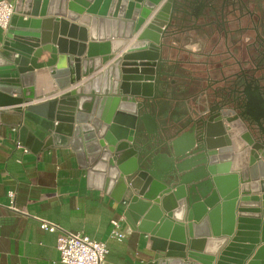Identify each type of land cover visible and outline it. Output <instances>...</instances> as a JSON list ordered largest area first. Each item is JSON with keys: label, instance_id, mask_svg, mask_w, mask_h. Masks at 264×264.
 Instances as JSON below:
<instances>
[{"label": "water", "instance_id": "water-1", "mask_svg": "<svg viewBox=\"0 0 264 264\" xmlns=\"http://www.w3.org/2000/svg\"><path fill=\"white\" fill-rule=\"evenodd\" d=\"M196 1L18 0L0 49V125L35 121L90 184L117 202L131 194L126 218L151 237L148 264H264V143L205 112L208 92L169 95L158 71Z\"/></svg>", "mask_w": 264, "mask_h": 264}, {"label": "crops", "instance_id": "crops-1", "mask_svg": "<svg viewBox=\"0 0 264 264\" xmlns=\"http://www.w3.org/2000/svg\"><path fill=\"white\" fill-rule=\"evenodd\" d=\"M1 1L13 5L18 2ZM10 25L7 29L0 27V49ZM103 32L107 33V29ZM174 48L177 55L172 58L178 56L176 60L181 53L189 60L198 50L195 46L181 48L177 44ZM50 57L46 52L38 62L46 63ZM60 94L45 96L30 105L53 102ZM191 95L184 93L180 100ZM21 107L26 110L25 105ZM15 108L5 109L12 111ZM26 126L29 132H21ZM60 141L64 143L47 134L33 120L25 121L20 127L0 125V264H60L56 263L60 258L58 235L42 230L38 219L54 222L70 233L85 232L92 239L106 242L109 264H148L153 261L151 237L141 233L137 226L132 228L126 218L131 194L117 202L99 189L96 182L90 184L87 171L79 167L76 153ZM11 191L16 194V207L25 214L9 209ZM113 221H121L123 232L130 231L121 242L109 237Z\"/></svg>", "mask_w": 264, "mask_h": 264}, {"label": "flooded vegetation", "instance_id": "flooded-vegetation-1", "mask_svg": "<svg viewBox=\"0 0 264 264\" xmlns=\"http://www.w3.org/2000/svg\"><path fill=\"white\" fill-rule=\"evenodd\" d=\"M181 17L166 43L175 50L174 44L198 50L189 60L182 53L173 59V51L174 62L159 66L167 74L162 77L166 92L202 98L208 92L205 112L231 121L240 140L246 135L263 144L264 0H197L183 8Z\"/></svg>", "mask_w": 264, "mask_h": 264}, {"label": "built area", "instance_id": "built-area-1", "mask_svg": "<svg viewBox=\"0 0 264 264\" xmlns=\"http://www.w3.org/2000/svg\"><path fill=\"white\" fill-rule=\"evenodd\" d=\"M168 0H164L166 2ZM14 5L8 1L0 2V27L7 29L14 16ZM157 12L153 13L146 25L152 21ZM145 25V26H146ZM140 33H137L133 38V42L137 40ZM59 97V96H58ZM15 192L9 193L10 205L9 209L18 214H25L15 205ZM42 230L57 234V250L60 258L56 263L60 264H109L108 255L109 247L106 242H100L92 239L85 232L70 233L63 229L60 225L45 220L38 219ZM130 231H122L121 221H113L110 231V239L116 241H123L126 239Z\"/></svg>", "mask_w": 264, "mask_h": 264}]
</instances>
